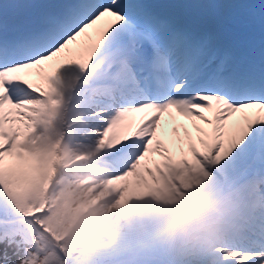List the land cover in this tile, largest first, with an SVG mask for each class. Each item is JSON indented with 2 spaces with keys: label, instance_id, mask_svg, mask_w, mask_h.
<instances>
[{
  "label": "snow or ice",
  "instance_id": "6c2138e0",
  "mask_svg": "<svg viewBox=\"0 0 264 264\" xmlns=\"http://www.w3.org/2000/svg\"><path fill=\"white\" fill-rule=\"evenodd\" d=\"M16 7L41 10L0 17V264H55L25 227V217L38 218L35 195L24 203L19 193H39L41 133L69 110L127 161L122 175L140 174L158 154L162 164L149 175L210 170L235 189L240 211L215 264H264V0L198 6L231 9L222 23L237 29L258 26V55L238 39L222 45L199 21L166 15L159 9L170 6L149 0ZM165 114L179 163L158 135Z\"/></svg>",
  "mask_w": 264,
  "mask_h": 264
},
{
  "label": "rangeland",
  "instance_id": "374dc122",
  "mask_svg": "<svg viewBox=\"0 0 264 264\" xmlns=\"http://www.w3.org/2000/svg\"><path fill=\"white\" fill-rule=\"evenodd\" d=\"M29 79L40 82L36 75L30 76ZM74 115L79 119L76 112H74ZM56 124L57 122L54 125ZM47 130L48 129L41 133L43 137L41 138L40 147L44 145L45 138H51V134L47 133ZM81 137L87 138V142L89 143L80 141ZM62 148L63 146H60V154L57 156V160H60L62 164L67 165L72 162H78L81 158H85V161H89V158L92 155L95 153H100V159L102 163L101 166H103L100 176L96 178L93 176V174L91 175L89 173L91 168L97 167V165H91L92 167H87L85 170H75L74 172L77 173L75 176L76 183H73L77 187L78 193L80 194V199L84 204H96L97 206L95 215L97 216L98 220L97 223L93 224L92 226V229L97 234H101V232L108 230L110 227L115 228L120 224H123L120 229L126 228L140 231L143 230V228L145 229L146 226L150 225H155V228L161 229L163 225H168V223L172 222L177 217V215H180L183 211L188 209L193 204V197L199 199L198 195L202 190L201 184L198 183L195 185L192 181L190 183V178L188 176L185 179L186 185L183 186V189H181L176 187L175 184H171L173 183L175 170L172 172L165 171L163 175L160 173H156L155 176L148 174L147 169L149 167L155 171L156 164H162L161 157L158 154L153 155L148 161L142 162L140 174L134 176H120L117 170H119L121 167L126 169V167L122 166L119 162H114L115 167H109L105 161L107 157L104 155H107L108 152L112 150L108 147L105 148V146H102V143L97 136L86 134L83 131V125L81 122L78 126V133H76L74 137H71L70 141H68V144L63 150ZM177 158L179 159H177L176 162L179 163L181 159L180 155H178ZM186 158L189 161L192 160H190L189 157ZM124 161L126 162V160ZM125 165H127V162ZM39 166L40 168L37 167L34 169L35 175L40 169L43 168L42 164H39ZM179 173L190 175L192 174V171H185L183 168H179ZM42 178L44 180V177ZM93 179L100 180L101 182L105 183L113 182L114 187L111 189V191H109L110 188H107L106 190L101 189L98 190L96 195H90V191H84V186L89 184L90 187L93 184ZM188 183L189 185H187ZM158 185H162L165 188V192L159 191ZM43 186H45V180L40 186V190H42ZM194 186H197L198 189H196L193 194H190L189 189ZM26 190V187L23 188L22 194L19 196L21 199H25ZM153 190L157 191L162 196V201H159L158 197L153 196ZM99 191L101 192L99 193ZM51 192L47 193L46 197H48ZM109 193L113 194L108 195ZM115 194L118 195L117 200L113 199V195ZM105 195L108 196L104 197ZM109 196L113 197L108 199ZM100 198H104V200H102L100 203H96L95 200ZM107 203H111V205L115 204L117 206L115 213L108 212ZM138 218L142 219L141 222L138 220ZM192 222L193 221H191L190 224ZM125 225L128 227H125ZM192 226L193 228L188 227V230L186 231L182 229V235L186 237V240L183 241V244L185 243L188 245L186 247V255H178L176 253V251L183 250L185 246L180 247L177 245H169L167 247L168 257L176 264H181L184 262L186 264H207L208 262L215 263L217 261V257L211 256V246L207 241V238L210 235L212 238L216 237V234L214 233V227L221 229L219 223L214 220L213 217L205 216L203 219L196 218ZM25 227L30 234L31 239L34 241L35 247L41 251H46L47 256L53 260L54 258L52 256V251H49L44 242H41V240L38 239L39 237L30 231L29 224L26 223ZM176 238H178V235ZM179 248L181 249L177 250ZM143 252L146 251H142V253ZM139 253L140 252L135 251L126 258L114 262V264H164L155 256L149 258L148 255ZM152 253L157 254L155 252ZM144 260H148V263H145ZM67 263L70 264V262ZM40 264H43V260H41Z\"/></svg>",
  "mask_w": 264,
  "mask_h": 264
},
{
  "label": "bare ground",
  "instance_id": "6f19581e",
  "mask_svg": "<svg viewBox=\"0 0 264 264\" xmlns=\"http://www.w3.org/2000/svg\"><path fill=\"white\" fill-rule=\"evenodd\" d=\"M103 26H106V25L102 24L101 27H103ZM205 114L209 115L210 117L213 115V113H211V112H206ZM143 116H144V113H138L135 115V120H136L137 124H139L140 119ZM177 120L182 121V124H189V126H190V122L187 121L184 117L177 116ZM161 124H162V127H161V129L158 130V135L160 136L161 139H164L167 143H169L172 146L173 157H176L179 154V151H178L177 146L172 144V137H171V132H170L171 124L169 122V117L167 114H165ZM133 130H135V129H133ZM194 135H195V133H194ZM184 150H185V147H184ZM97 155H99V153H97L96 155H94L92 157H95ZM78 163H82V161H79ZM100 170L101 169L94 168L95 173H100ZM93 176L96 178L98 177V175H93ZM92 183L93 184L88 189H86V190L90 191V195H96L98 190H101V189L106 190L107 188H110L109 191H111V189L114 187L113 182L105 183V182H101L100 180L93 179ZM100 192L101 191H99V193ZM116 210H117L116 205L111 207V208H108L109 213H115ZM218 246H220V244L216 243L214 245V247H218ZM207 264H215V263L208 262Z\"/></svg>",
  "mask_w": 264,
  "mask_h": 264
},
{
  "label": "trees",
  "instance_id": "16d2710c",
  "mask_svg": "<svg viewBox=\"0 0 264 264\" xmlns=\"http://www.w3.org/2000/svg\"><path fill=\"white\" fill-rule=\"evenodd\" d=\"M57 214H59V213H57ZM62 228H63V226H60V225L56 226V228H55L54 233L58 239H61V229ZM83 232H84L83 230H77L75 233H70L68 235V237L66 239H64L65 252L67 254H70L75 249L76 245H79L84 241ZM116 233H117V231H115V233H113L111 235V240L109 238H107L108 244H110L111 250L118 243Z\"/></svg>",
  "mask_w": 264,
  "mask_h": 264
}]
</instances>
